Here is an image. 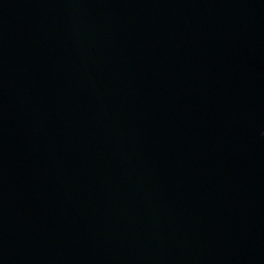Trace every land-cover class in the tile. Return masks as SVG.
<instances>
[{
	"label": "water",
	"instance_id": "obj_1",
	"mask_svg": "<svg viewBox=\"0 0 264 264\" xmlns=\"http://www.w3.org/2000/svg\"><path fill=\"white\" fill-rule=\"evenodd\" d=\"M0 264H264V0H0Z\"/></svg>",
	"mask_w": 264,
	"mask_h": 264
}]
</instances>
